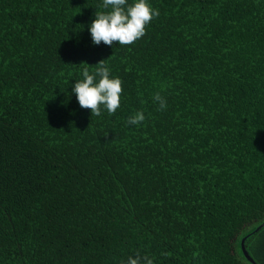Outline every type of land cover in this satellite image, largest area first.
<instances>
[{"label":"trees","instance_id":"1","mask_svg":"<svg viewBox=\"0 0 264 264\" xmlns=\"http://www.w3.org/2000/svg\"><path fill=\"white\" fill-rule=\"evenodd\" d=\"M147 2L108 46L103 0H0V264H264V0ZM102 60L123 91L92 116Z\"/></svg>","mask_w":264,"mask_h":264},{"label":"clouds","instance_id":"2","mask_svg":"<svg viewBox=\"0 0 264 264\" xmlns=\"http://www.w3.org/2000/svg\"><path fill=\"white\" fill-rule=\"evenodd\" d=\"M102 8L106 11H96L95 19L89 26L94 45H100L101 42L108 46L114 43L131 45L145 35L146 26L153 17L159 16V11H153L147 0H135L132 4L128 0H103ZM107 60L100 61L92 74L88 67L83 68V79L72 87L80 107L90 109L92 116H100L102 107L110 115L115 114L120 107L122 81L119 78H110ZM153 99L159 103V110L167 107L166 100L159 93ZM144 120V113L138 111L128 118L127 124L139 125ZM121 264H153V260L137 252L135 258L129 256Z\"/></svg>","mask_w":264,"mask_h":264},{"label":"water","instance_id":"3","mask_svg":"<svg viewBox=\"0 0 264 264\" xmlns=\"http://www.w3.org/2000/svg\"><path fill=\"white\" fill-rule=\"evenodd\" d=\"M264 225V222H262L255 230H257V229H259L261 226H263ZM244 239H245V237L244 238H242V240H241V249H242V251H243V254L248 258V259H250V257H249V255L247 254V252H246V250H245V248H244ZM250 260H252V259H250Z\"/></svg>","mask_w":264,"mask_h":264}]
</instances>
